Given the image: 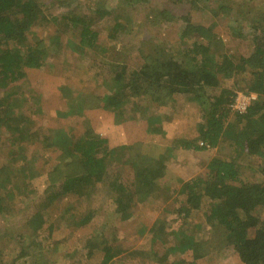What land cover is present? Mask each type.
I'll use <instances>...</instances> for the list:
<instances>
[{
    "label": "trees",
    "instance_id": "16d2710c",
    "mask_svg": "<svg viewBox=\"0 0 264 264\" xmlns=\"http://www.w3.org/2000/svg\"><path fill=\"white\" fill-rule=\"evenodd\" d=\"M80 1L89 14L68 12L55 16L46 12L47 5L42 0H0V91L3 92L0 130L7 135L5 140L0 135V213L6 201L16 195L24 197L23 200L35 196L34 181L43 170L36 166L33 156L29 157L27 149L31 146L54 149L59 152L60 162L53 172L45 174L49 175L51 191L44 193L34 208L30 225L35 231L46 221L43 211H49L53 203L66 196L82 197L86 189L106 185V179L111 176L109 195L122 221L131 219L135 208L149 202L163 188L176 196L174 207L164 210L166 216H160L148 229L147 233L152 236L151 250L131 253V256L141 257L137 264H168L170 255L178 249L173 244L169 246L168 237L173 234L181 239L182 250L191 253L192 260L171 264H198L214 252L229 249L236 252L242 264H264V178L259 179L264 174V13L250 19L254 25L255 49L251 56L244 57L215 55L217 41L213 26L193 25L192 12L176 16L155 6L143 16V22L152 28L177 23L181 46L155 43L147 31L149 40L140 43L143 63L139 70L128 74L125 66L111 69L113 76L105 92L88 94L82 101L70 95L66 97L64 90L61 92L62 99H68L61 115L83 118V133L63 128H35L31 119L15 110L17 99L7 92L9 87L24 80L28 70L41 69L50 55L49 44H55L59 51L63 36L69 37L66 46L73 52L84 55L97 49L100 35L94 26L98 16L97 20L113 18L110 38L131 22L122 15L121 6L107 9L106 0L103 4L96 0ZM123 2L133 4L132 0H121ZM220 6V10H225L222 0ZM210 12L213 19L219 17L218 10ZM123 18L126 22H122ZM145 24L141 28H145ZM51 25L56 27L57 33L49 37V42L31 32L36 26L49 28ZM236 25V32H240L239 24ZM73 38L78 41L74 42ZM191 39L193 42L189 44ZM246 74L248 76L243 77ZM238 91L257 97L243 114L231 109ZM178 94L190 96L197 102L203 122L198 124L197 139L175 140L162 156L149 155L137 141L110 150L108 139L92 127L91 116L95 119L99 112L108 111L117 124L139 119L144 121L147 134L163 135L162 124L167 118L161 109L169 107ZM226 136H230L235 155L214 156L204 173L189 180L181 179L177 171L176 175L169 173V160L175 158V150L202 152L219 148ZM112 164L118 170H111ZM251 176L257 179L250 182ZM203 209L204 223L197 224L195 230L205 227L211 239L184 236L188 220ZM93 214L84 216L77 226L89 224ZM175 223H180L179 230L169 231ZM217 236L220 241L215 243ZM100 245L99 239L90 242L89 254ZM101 246L104 253L101 264L115 263L126 253L110 244ZM21 256L8 263L0 261V264H20Z\"/></svg>",
    "mask_w": 264,
    "mask_h": 264
},
{
    "label": "rangeland",
    "instance_id": "374dc122",
    "mask_svg": "<svg viewBox=\"0 0 264 264\" xmlns=\"http://www.w3.org/2000/svg\"><path fill=\"white\" fill-rule=\"evenodd\" d=\"M42 1L46 3V12L49 15L58 16L68 12L89 14L88 10L81 7L83 2L80 0ZM132 1V5L121 3V0L105 1L107 9L121 6L122 15L129 17L131 22L124 27L123 31L115 34L114 38H110L109 29L114 23L113 18L110 16L97 20L98 16L94 26L100 35L97 49L95 48L84 55L73 52L70 47L66 46L69 38L67 35V37L62 35V45L59 51L55 44H49L51 49L46 64L39 70H28L24 80L12 84L9 91L7 90L14 95V99H17L15 110L31 119L35 128L43 130L63 128L66 131L83 133L81 123L83 118L61 115L68 104V99H62L61 92L63 90L66 92V97L70 98V95L82 101L88 94L98 93L97 95H101L105 92L106 85L108 86L113 76L111 69L125 66L128 69V74L139 70L143 63L139 53L140 43L148 39L147 31L150 34V39H153L155 43L170 42L175 47L181 46V32L177 23L172 22L162 28L160 26L152 28L143 22V16L147 15L148 10L155 6L162 10H168L176 16H185L184 13L192 12L193 25H201L204 28L213 26V34L217 41L215 55L225 53L248 57L254 53V25L250 19L258 13H264V0H222L225 10H220L221 0ZM96 2L102 3L103 0H96ZM214 9L219 13L217 19H213L210 12ZM122 22H126V19L123 18ZM236 23L239 24L240 32L235 30V27L238 26ZM144 24L146 27L141 28ZM31 32L49 42V37L54 36L57 29L54 26H49V28L36 26ZM72 40L78 41L76 38ZM191 42L193 39L189 41V44ZM110 62L114 66H111ZM245 76L247 77L248 74L243 77ZM232 82L231 80L229 83L232 84ZM229 83L227 82V84ZM239 93L242 92L238 91L237 94ZM0 97H3L1 91ZM172 100L169 107L161 109L167 118L162 124L163 135L147 134L144 121L139 119L135 122L117 124L113 114L108 111H101L103 114L99 112V116L95 119L91 116V124L96 133L108 139L110 150L137 141L143 144L144 150L149 155L159 157L169 149L175 140L197 139L199 136L198 124L203 122L200 106L190 96L178 94ZM86 117H89V113L86 114ZM258 129L260 128L258 127ZM0 135L3 136V140L7 138L3 130H0ZM229 138L230 136H226L219 148L211 150L202 152L175 150V158L169 160V173L176 175L175 171H177L181 179L189 180L205 171V166L214 156L235 155V149L230 145ZM27 152L29 157L35 158L36 166L43 172L39 179L34 181L36 192L33 199L23 200L24 197L16 195L14 199H10L4 204V210L0 213L1 262L8 263L22 254L19 258L20 264H101L104 257L101 245L110 244L126 252L121 260L112 264H137L141 257L131 256V253L151 250L152 236L147 233L148 229L160 216H166L164 210H171L175 204L176 196L173 197L169 189L163 188L156 192L149 202L133 210L135 212L131 219L122 221L116 214L117 206L109 195V182L113 180L109 176L106 179V185L99 184L93 189L88 188L82 197L66 196L53 203L49 211H43L46 221L35 231L34 227L30 225L34 208L39 203V199L43 198V194L51 191L49 175L46 177L45 174L53 172L60 162V155L57 150L42 149L38 146L29 147ZM110 169L116 170L117 167L112 164ZM122 177L128 180L124 174ZM169 178L170 176H167V180ZM255 178L257 179L256 176H251L250 182L256 180ZM262 178H264V174L259 176V179ZM175 184L176 182H174V187H176ZM90 212L94 213L93 220L83 227L77 226L76 223ZM203 212L204 209L200 214L188 220L184 226V236L189 234L200 238V240L208 237L211 239L212 236L210 234L208 236L205 227H201L200 231L195 230L197 224L204 223ZM179 227L180 223H175L169 231ZM144 228H146V232L142 233ZM19 236H23L20 242L17 241ZM173 236L168 237L169 246L173 244L178 249L170 255L168 264L183 260L191 261V253L183 251L181 248V239ZM98 239L99 244L101 243L100 247L89 254L90 242H97ZM214 240L215 243L220 241L218 236ZM198 264L242 263L236 252L229 249L214 252L199 261Z\"/></svg>",
    "mask_w": 264,
    "mask_h": 264
},
{
    "label": "built area",
    "instance_id": "2783aa9c",
    "mask_svg": "<svg viewBox=\"0 0 264 264\" xmlns=\"http://www.w3.org/2000/svg\"><path fill=\"white\" fill-rule=\"evenodd\" d=\"M256 98V95L253 93H239L237 94L231 109L234 113L243 114Z\"/></svg>",
    "mask_w": 264,
    "mask_h": 264
}]
</instances>
